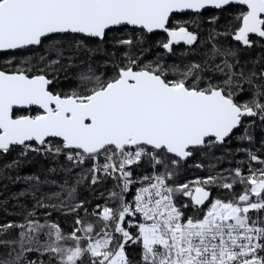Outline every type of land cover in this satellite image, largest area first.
Here are the masks:
<instances>
[{
	"label": "snow or ice",
	"instance_id": "snow-or-ice-1",
	"mask_svg": "<svg viewBox=\"0 0 264 264\" xmlns=\"http://www.w3.org/2000/svg\"><path fill=\"white\" fill-rule=\"evenodd\" d=\"M234 4L245 9L223 32H209L211 44L200 62L181 66L159 56L142 63L145 50L140 48L139 56L131 51L143 43L142 35L119 37L114 46L128 51L113 62L112 76L96 75L89 66L80 81L90 87L68 94L51 90L55 74L72 67V56L63 63L66 50L100 53L114 26H136L142 34L162 30L168 39L160 46L172 53L181 42H200L198 27L189 30L195 20L169 27L173 14L199 15L203 9L223 11ZM58 34L83 38L66 49ZM220 36L244 48L264 40V0H0V52L48 41L46 53L55 55L41 56L37 64L30 58L18 64L8 60L0 67V156L20 148L16 159L0 166V178L6 169H18L29 153L63 155L76 165L92 161L77 185L111 178L118 189L109 193L115 207L106 201L90 213L103 222L98 232L79 216V210L89 214L86 202L70 203L75 186L67 201L59 193L37 198L22 223H0V264H85V259L87 264H264V141L259 155L243 149L247 175L237 166L226 174L170 183L180 162L195 152L224 145L237 132L238 140L251 143L254 129L264 130V54L242 63L241 49L222 45ZM91 40L98 41L95 48L88 47ZM241 96L247 98L241 101ZM33 106L39 109L36 114H23ZM252 161L261 167L253 168ZM143 162L152 174L134 178L133 168ZM25 179L39 182L34 175ZM137 183L133 199L127 200ZM236 185L243 186L241 194L210 199L213 187L233 190ZM181 198L188 201L178 205ZM189 206L198 214L187 216ZM41 208L46 217L49 208L74 213L80 227L65 235L58 224L36 218ZM126 225L137 231L131 233ZM130 243L139 245L138 259L126 252Z\"/></svg>",
	"mask_w": 264,
	"mask_h": 264
},
{
	"label": "trees",
	"instance_id": "trees-1",
	"mask_svg": "<svg viewBox=\"0 0 264 264\" xmlns=\"http://www.w3.org/2000/svg\"><path fill=\"white\" fill-rule=\"evenodd\" d=\"M245 8L240 5L226 6L223 11L217 9H210L201 12L199 15L195 13H181L175 14L170 17L169 27H173L177 22L195 20L196 25H190L189 30H196L198 27L199 41L195 46H188L183 43L174 45L172 53H167L160 44L167 40V36L163 32H155L148 34L146 32L141 33L138 28L132 27H117L112 31L107 32V37L102 47L103 50L95 55H89L87 52L75 51L67 49V44L82 39V35L78 34H58L63 36L61 41L65 47V60L63 63L67 64L68 56H72V67L67 68L66 71H60L55 74V79L51 86V90L68 94L72 89L78 88L83 90L86 86L80 81V76L83 73H87L89 66L93 69L96 75H101L105 78L113 75L114 67L113 62L118 61L125 51H128L124 47H115L114 40L119 37L128 36H141L143 43L138 45L131 51L140 55L139 49L143 48L145 51L140 60L142 63L154 61L159 56H163L168 64H183L189 62H200L204 58V54L208 51L211 42L208 40L209 32L215 28L218 32L225 30V25L233 21V17L239 15ZM213 17H218L215 24L210 23ZM238 25V21L235 22ZM135 29V30H134ZM253 40L257 38L253 35ZM219 42L224 46H231L233 48H240L239 58L241 62L253 61L257 59L261 54H264V40L259 41L251 48H244L240 42L234 41L231 37L220 36L217 38ZM98 41L91 40L88 43L89 48H95ZM50 46L48 41H45L44 45L33 46L26 53L14 58L13 63L18 64L25 59H31L33 64L39 62L41 56L47 55L49 59H54L55 55L46 53V49ZM115 53V56L108 54ZM218 62V61H217ZM43 67L41 63L39 65ZM251 66V65H249ZM49 78H52L50 75ZM246 96H241L239 99L242 101L246 99ZM259 125V121H257ZM254 140L249 143L248 141H241L237 139L239 132L234 134L230 140L224 145H217L211 149L205 148L203 151H197L194 155L185 161H181L175 169V176L170 183L182 184L189 181H194L198 177H206L209 174L215 175L216 173H227L231 169L237 166L242 167L245 175H247L249 163L247 153L243 151L246 148H252L254 151L261 150V141H264V130H261L259 126L254 129ZM54 143H58V139H52ZM238 149H240L238 151ZM20 148L10 152L7 155L0 156V166L10 163L19 156ZM261 154L258 151V155ZM264 158V156H262ZM241 162H244L243 164ZM253 168L261 167L258 162H250ZM92 162L86 161L82 165H76L68 161L65 156H45L42 154L29 153L27 158L24 159V163L18 169H6V177L0 178V223L7 221H15L17 223L23 222V216L25 211L32 210L36 203L37 198L50 196L52 193H59L60 198L67 201L68 192L72 187H76V191L73 194L71 204H76L80 201H85V207L88 209L86 214L83 210H79V216L85 220L86 223H92L96 231H100L103 227V222H97V217L90 215L97 204L104 205L107 201L108 206L115 207L116 202L109 200V193L118 190L116 188V181L111 178H104L95 185L91 184L90 180H85L83 183L77 185L76 181L79 179L82 173H85ZM202 166V167H200ZM156 171H163L162 167H158ZM134 178L142 177L151 173L150 167L146 162L141 163L139 167L133 168ZM39 177V182L29 181L25 179L28 176ZM19 177V179H16ZM136 185V184H135ZM135 185L131 186V190L126 194V199L131 201L133 189ZM243 191V186L236 185L233 190H225L221 188L213 187L211 189V198L230 199L232 198V192L239 195ZM24 193V195H20ZM188 198H181L177 200L178 205L186 203ZM48 202V201H45ZM53 203H59V200H53ZM206 207V205L204 206ZM36 218L44 223L45 219L49 223H56L60 226L65 235L70 234L75 227H80L75 224L76 214L66 213L65 211H54L51 208L47 209L51 213L50 217L45 216V209H37ZM186 215L198 214L194 212V209L189 206L184 210ZM202 214V213H199ZM131 233H135L133 230ZM17 233L14 231L12 236ZM119 236V234H116ZM41 239H46L43 235ZM71 243V242H69ZM126 252L130 258L138 259L140 247L139 245L129 244L126 246ZM37 254H32L30 258H35ZM46 259V257H45ZM87 264V259H85Z\"/></svg>",
	"mask_w": 264,
	"mask_h": 264
},
{
	"label": "flooded vegetation",
	"instance_id": "flooded-vegetation-1",
	"mask_svg": "<svg viewBox=\"0 0 264 264\" xmlns=\"http://www.w3.org/2000/svg\"><path fill=\"white\" fill-rule=\"evenodd\" d=\"M33 46H30L27 49H17L13 51H7L6 53L0 52V67H3L5 65V62L8 60H14L17 56L22 55L23 53H26L28 49H30ZM39 111V109L32 107V109L29 112L23 113V114H36V112ZM20 114V113H18Z\"/></svg>",
	"mask_w": 264,
	"mask_h": 264
},
{
	"label": "water",
	"instance_id": "water-1",
	"mask_svg": "<svg viewBox=\"0 0 264 264\" xmlns=\"http://www.w3.org/2000/svg\"><path fill=\"white\" fill-rule=\"evenodd\" d=\"M234 5H238V4H234ZM240 6H242V5H240ZM242 7H244L245 8V6H242ZM210 9H215V8H207V9H203V10H201V12H204V11H207V10H210ZM185 13H192V12H190V11H186ZM175 14H181V13H175ZM175 14H173V15H175ZM172 15V16H173ZM171 16V17H172ZM117 27H132V28H138V27H136V26H114V28H117ZM139 29V28H138ZM155 32H163L162 30H155L154 32H152V33H155ZM147 33V32H146ZM152 33H148V34H152ZM163 33H165V32H163ZM166 34V36H167V33H165ZM78 35H82V34H78ZM167 39H168V37H167ZM181 43H183V42H181ZM180 43V44H181ZM15 50H17V49H15ZM7 51H13V50H7ZM34 108H37L36 106H33ZM38 109V108H37ZM51 139H58L59 140V138H51ZM185 161V160H184ZM207 203V202H206Z\"/></svg>",
	"mask_w": 264,
	"mask_h": 264
},
{
	"label": "built area",
	"instance_id": "built-area-1",
	"mask_svg": "<svg viewBox=\"0 0 264 264\" xmlns=\"http://www.w3.org/2000/svg\"><path fill=\"white\" fill-rule=\"evenodd\" d=\"M90 162H92V161H90ZM71 163H73V162H71ZM100 163H103V160H102V159L100 160ZM149 167H150V166H149ZM150 171H151V173L148 174V175H151L152 172H153V169H152L151 167H150ZM138 187H140V184H139V183H137V184L135 185L134 189H133L132 199H133V196H134V194H135V190H136V188H138ZM206 206H207V203H206ZM95 208H96V207H95ZM95 208H94V209H95ZM187 216H190V215H187ZM126 227H128V230H129V231H131V230H133L134 232L137 231L135 227L128 226V225H126Z\"/></svg>",
	"mask_w": 264,
	"mask_h": 264
},
{
	"label": "rangeland",
	"instance_id": "rangeland-1",
	"mask_svg": "<svg viewBox=\"0 0 264 264\" xmlns=\"http://www.w3.org/2000/svg\"><path fill=\"white\" fill-rule=\"evenodd\" d=\"M213 199H215V198H213Z\"/></svg>",
	"mask_w": 264,
	"mask_h": 264
}]
</instances>
